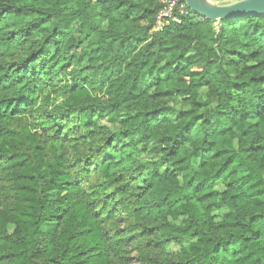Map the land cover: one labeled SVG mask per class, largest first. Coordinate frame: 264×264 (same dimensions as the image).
<instances>
[{"label":"trees","instance_id":"1","mask_svg":"<svg viewBox=\"0 0 264 264\" xmlns=\"http://www.w3.org/2000/svg\"><path fill=\"white\" fill-rule=\"evenodd\" d=\"M160 2L96 0L102 11L92 14L91 0H0V264L38 255L43 264L264 259V21L194 20L154 32L149 5ZM61 3L76 7L57 20ZM149 32L160 38L145 46ZM86 58L96 86L80 75ZM53 72L70 78L68 92L24 91L29 77ZM179 99L184 109L172 121ZM98 108L110 110L117 130L97 127L90 115ZM132 139L166 146L169 175L136 183L146 165L134 159ZM220 207L228 212L216 222ZM187 237L196 240L188 250L165 252Z\"/></svg>","mask_w":264,"mask_h":264},{"label":"clouds","instance_id":"2","mask_svg":"<svg viewBox=\"0 0 264 264\" xmlns=\"http://www.w3.org/2000/svg\"><path fill=\"white\" fill-rule=\"evenodd\" d=\"M176 3L179 6V12L174 13L169 17V20L167 21V24L169 26H172L174 28H184L186 26H190L194 20H199L201 23L208 22L209 17L204 12L193 7L190 4V0H183L182 3H181V0H176ZM149 6L157 8V12L161 11V8L158 7V3H153ZM75 7H76L75 4H65V3L54 5V9L57 12L54 18L59 20L61 16L67 14L68 12L74 11ZM87 8H88V11L92 14L102 11L100 7L96 6V0H91V4L87 5ZM60 9H63L64 11L61 12ZM218 14L225 18L238 17V19L240 20H245V19H252L253 17H256V18H259L261 21H264V0H231V3L221 8ZM97 23L102 26L103 20L97 19ZM209 27H211V25H209ZM159 38H160V34L152 35L149 32L147 37L144 38V44L145 46L151 45L154 40L158 41ZM153 50H155V46H153ZM132 55L134 56L135 53H132ZM126 67L127 65L125 64V68ZM51 75L55 76V79H48L47 77L42 79L39 73L36 75L35 78L29 77V79L26 81L27 87L24 89V91L27 92L28 89H31L38 97H42L45 91H52L53 89H56L60 92H68L69 89L72 87V81L70 80V78L64 76L63 74L56 75L55 72H53ZM80 75L81 76L88 75L90 77L88 82L92 83L93 86H96L95 77H92V74L89 70L85 69L84 71L80 72ZM115 78H116L115 76L112 77V79H115ZM9 84L14 88L16 87L14 78L9 80ZM65 84H67L68 87H65L64 86ZM82 85H83V82L81 81L80 83L77 84V87L82 86ZM87 90L91 92L90 88ZM109 111L110 110L108 109L98 108L96 109L95 112L91 113L90 118L95 121L97 127L99 128V126L105 120L109 119ZM247 111H251V109H247ZM160 115L165 116V115H172V114L162 112L160 113ZM172 118L173 119L175 118L174 115H172ZM104 131L107 132L108 130L105 129ZM257 142H264V137H261V140ZM80 143H81L82 148L86 152L87 145H85L82 140L80 141ZM139 143L141 142L138 141L137 139L131 140L133 151L135 153H140V155L134 156V159H136L137 162L143 161L146 165V170L145 169L140 170L141 172H143V175H140L139 172H136L135 182L136 183H144V182L150 183L155 179L154 173H158L161 179L168 176L171 170V166H172V159L166 158L165 153L169 151V149L166 146H164L162 149V146L158 142H154L151 145L145 142V147L148 148V152L145 155L143 153V150L140 147H138ZM247 143H248L247 139H245L244 141L241 142V147L242 148L246 147ZM104 150L111 151V148L103 149L102 151ZM192 167L193 168L197 167V164L193 163ZM133 171H135V166H133ZM86 172H87V169H85V172L79 173L80 178L83 181H85L82 185V189H81L82 192L88 189V184L86 182L87 177L85 175ZM44 184H45V187L47 188L48 187L47 181H45ZM45 198H46V201L51 200V197H48L47 194H45ZM69 198H71V196ZM7 207H8L7 205H4L5 211L7 210ZM38 215L42 216L43 213H38ZM54 219L55 218H53V220ZM55 228H56V225L54 223L50 224L51 230H55ZM8 234L10 236L12 235L11 232H9ZM43 235L48 236V232H45ZM14 238L15 237H13V239ZM257 255L264 256V242H261ZM32 264H43L42 256L38 255L35 258H33ZM258 264H264V259L259 261Z\"/></svg>","mask_w":264,"mask_h":264},{"label":"rangeland","instance_id":"3","mask_svg":"<svg viewBox=\"0 0 264 264\" xmlns=\"http://www.w3.org/2000/svg\"><path fill=\"white\" fill-rule=\"evenodd\" d=\"M211 2H213V3H216V4H220V5H224V4H230L231 3V0H220V1H216V0H211ZM78 24L79 23H77V25L75 26V27H77L78 26ZM106 25V24H105ZM216 25H218V22L215 24V26ZM88 62H89V59L88 58H86L85 60H83V62H82V67L84 68L83 69V71L85 70V69H87V70H89L91 73L94 71V69H92V67H91V65L90 64H88ZM94 66V65H93ZM84 76H86V75H84ZM83 76V77H84ZM149 81H148V84H147V86H146V89L151 93L153 90H154V84H155V80H153V79H148ZM97 87L98 88H100V85H97ZM206 92H207V89L206 88H203L201 91H200V96L203 98V100L204 101H206ZM181 102H182V100H177V101H175L174 103H172V105L175 107V109H176V115L174 116L175 118L173 119L172 117H171V120L172 121H176L177 120V118H178V116L180 115V112L184 109V107L182 106V104H181ZM204 104H206V103H204ZM40 105V104H39ZM38 105V106H39ZM100 126H105V127H107V128H110V129H112V130H117L118 129V126L117 125H113L112 123H110V122H108L107 120H105ZM154 143V142H153ZM153 143H151V144H153ZM150 144V145H151ZM138 147H140L142 150H143V153L146 155L147 154V152H148V148L147 147H145V146H138ZM137 155H140V153H135L134 152V156H137ZM106 156L107 157H109V158H111V159H113V160H115V161H117V160H119L120 159V155L119 154H117V153H113V152H106ZM141 162H143V161H141ZM144 163V162H143ZM218 189H220V190H222L223 189V186L222 185H218ZM227 209L226 208H224V207H220L219 209H217L216 211H215V213H214V219H215V221L216 222H219V221H221V219L227 214ZM182 218L181 219H179L178 221H177V224H180V223H182ZM9 230H10V232H12L13 231V227H9ZM195 239H193V238H189V237H187V238H184L180 243H171V244H168L167 246H166V249H165V252L167 253V254H169V255H172V256H175V255H178V254H180L181 253V251L183 250V249H186V250H188L189 248H190V246L193 244V243H195ZM129 250H133L134 249V247H130V248H128ZM135 255H134V253H132V257H134Z\"/></svg>","mask_w":264,"mask_h":264},{"label":"built area","instance_id":"4","mask_svg":"<svg viewBox=\"0 0 264 264\" xmlns=\"http://www.w3.org/2000/svg\"><path fill=\"white\" fill-rule=\"evenodd\" d=\"M183 0H181L182 3ZM161 11L158 12L155 20L154 32L163 31V29L168 25L167 21L169 17L179 12V6L176 3V0H161Z\"/></svg>","mask_w":264,"mask_h":264},{"label":"water","instance_id":"5","mask_svg":"<svg viewBox=\"0 0 264 264\" xmlns=\"http://www.w3.org/2000/svg\"><path fill=\"white\" fill-rule=\"evenodd\" d=\"M190 4L196 9L204 12L209 17V20L219 22L227 19L223 16H220L218 13L221 8L228 4L220 5L211 2V0H190Z\"/></svg>","mask_w":264,"mask_h":264}]
</instances>
